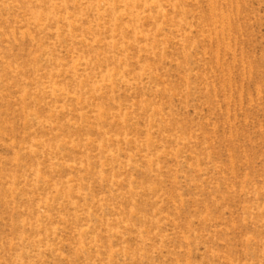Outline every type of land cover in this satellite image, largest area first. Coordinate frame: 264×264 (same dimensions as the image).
Listing matches in <instances>:
<instances>
[{"label":"rangeland","instance_id":"rangeland-1","mask_svg":"<svg viewBox=\"0 0 264 264\" xmlns=\"http://www.w3.org/2000/svg\"><path fill=\"white\" fill-rule=\"evenodd\" d=\"M0 264H264V0H0Z\"/></svg>","mask_w":264,"mask_h":264}]
</instances>
